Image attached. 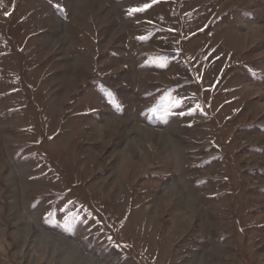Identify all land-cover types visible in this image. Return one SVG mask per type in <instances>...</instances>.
Segmentation results:
<instances>
[{"label": "rangeland", "instance_id": "rangeland-1", "mask_svg": "<svg viewBox=\"0 0 264 264\" xmlns=\"http://www.w3.org/2000/svg\"><path fill=\"white\" fill-rule=\"evenodd\" d=\"M0 264H264V0H0Z\"/></svg>", "mask_w": 264, "mask_h": 264}, {"label": "snow or ice", "instance_id": "snow-or-ice-1", "mask_svg": "<svg viewBox=\"0 0 264 264\" xmlns=\"http://www.w3.org/2000/svg\"><path fill=\"white\" fill-rule=\"evenodd\" d=\"M140 10H142V9H133L132 11H140Z\"/></svg>", "mask_w": 264, "mask_h": 264}]
</instances>
